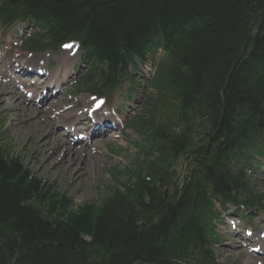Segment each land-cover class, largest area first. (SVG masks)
<instances>
[{
    "label": "trees",
    "instance_id": "16d2710c",
    "mask_svg": "<svg viewBox=\"0 0 264 264\" xmlns=\"http://www.w3.org/2000/svg\"><path fill=\"white\" fill-rule=\"evenodd\" d=\"M10 5L22 17L46 19L53 45L85 32L80 39L112 72L100 80L111 90L143 56L146 41L162 35L170 52L150 112L162 121L148 127L151 146L138 171L149 181L139 176L134 196L129 187L112 191L102 205L77 206L0 143V264H190L194 247L185 242L192 235L197 251L204 243L199 215L208 195L229 200L238 189L221 160L245 130L251 141L264 135V0H6L0 16ZM196 119L206 143L196 160L205 176L195 171L181 193L166 199L171 182L163 174L173 158L189 153ZM154 151L160 156L150 163Z\"/></svg>",
    "mask_w": 264,
    "mask_h": 264
},
{
    "label": "rangeland",
    "instance_id": "374dc122",
    "mask_svg": "<svg viewBox=\"0 0 264 264\" xmlns=\"http://www.w3.org/2000/svg\"><path fill=\"white\" fill-rule=\"evenodd\" d=\"M11 92L16 91L0 85V123H4L3 130H0L4 134L0 135L1 145L39 178L63 191L67 200L71 197L78 205L101 203L108 196L109 188L114 185L110 170L116 167L124 171L130 167L138 157L135 144H145L138 131H129L131 135L124 133L125 138L118 133L117 138L96 140L91 146L72 149L71 139L61 134L62 129L50 125L44 116L35 118L41 110L31 113L24 107L25 111L19 113L22 108L18 101L19 95L10 97L8 94ZM118 101H121L120 97L116 98V103ZM65 102L75 104L74 109L62 113L57 119L55 114L50 115L51 119L55 116L52 120L67 122L74 119L80 110L88 106L89 96L68 95ZM136 102L140 103L141 99ZM62 106L64 109L71 107L65 104ZM135 110L137 108H131V111ZM65 143L68 148L64 149ZM259 189L263 191L262 187ZM221 234L224 240L217 251L221 264H255L248 253L236 249L235 243L225 241L230 239L228 233L223 231Z\"/></svg>",
    "mask_w": 264,
    "mask_h": 264
},
{
    "label": "snow or ice",
    "instance_id": "6c2138e0",
    "mask_svg": "<svg viewBox=\"0 0 264 264\" xmlns=\"http://www.w3.org/2000/svg\"><path fill=\"white\" fill-rule=\"evenodd\" d=\"M65 47H66V48H71V47H73V45L68 44V45H65Z\"/></svg>",
    "mask_w": 264,
    "mask_h": 264
},
{
    "label": "bare ground",
    "instance_id": "6f19581e",
    "mask_svg": "<svg viewBox=\"0 0 264 264\" xmlns=\"http://www.w3.org/2000/svg\"><path fill=\"white\" fill-rule=\"evenodd\" d=\"M45 144H47V141L45 142Z\"/></svg>",
    "mask_w": 264,
    "mask_h": 264
}]
</instances>
